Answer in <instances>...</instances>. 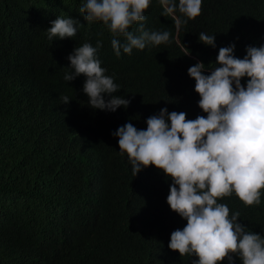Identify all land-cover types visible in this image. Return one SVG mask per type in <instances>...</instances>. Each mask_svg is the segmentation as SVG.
I'll list each match as a JSON object with an SVG mask.
<instances>
[{
    "label": "trees",
    "instance_id": "1",
    "mask_svg": "<svg viewBox=\"0 0 264 264\" xmlns=\"http://www.w3.org/2000/svg\"><path fill=\"white\" fill-rule=\"evenodd\" d=\"M84 2L0 0V264H193L198 257L168 247L171 233L187 223L167 203L171 178L154 165L134 177L112 133L126 123L146 130L162 108L188 120L206 117L188 69L203 62L209 75L220 48L235 44L242 59L247 46L264 45V0H202L194 20L162 15L160 0H150L145 20L129 31L139 34L143 23L146 31L169 32V42L131 54L121 49L119 57L103 23L78 12ZM57 16L79 21L76 36L47 38ZM176 18L187 23L177 27ZM201 32L215 35V48L199 42ZM97 41L101 67L127 108L92 109L85 77L64 80L73 49ZM217 203L264 237V189L259 205L235 193Z\"/></svg>",
    "mask_w": 264,
    "mask_h": 264
},
{
    "label": "clouds",
    "instance_id": "2",
    "mask_svg": "<svg viewBox=\"0 0 264 264\" xmlns=\"http://www.w3.org/2000/svg\"><path fill=\"white\" fill-rule=\"evenodd\" d=\"M160 4L165 16L179 12L194 20L201 14L202 0H160ZM149 5L150 0H85L78 12L88 23H103L119 57L121 49L131 54L133 49L169 42V32L146 31L143 23L136 30L139 34L129 31L145 20ZM187 20L176 18L177 27ZM80 26L77 20L57 16L46 29L47 38H73ZM119 37H124L123 43ZM198 39L216 47L215 35L201 32ZM101 47V41L95 47L90 43L75 47L67 57L71 71L64 80L83 75L82 90L90 107L115 112L127 108L130 101L116 95L119 85L105 75L97 58ZM234 49L235 44L219 49V66L209 75L204 74L203 62L188 69L200 96L198 106L206 117L188 120L185 112L169 113L162 108L147 118L146 130L126 123L112 133L118 137L120 155L127 154L134 177L154 165L171 178L167 203L187 223L171 233L168 247L181 257H198L193 264H220L225 258L234 264L233 255L242 264H264V237L246 231L238 223L239 212L230 217L228 206L217 203L235 193L245 205H259L264 189V45L247 46L242 59L234 55ZM245 77L246 87L241 84ZM62 100L63 104L70 102L67 96Z\"/></svg>",
    "mask_w": 264,
    "mask_h": 264
}]
</instances>
